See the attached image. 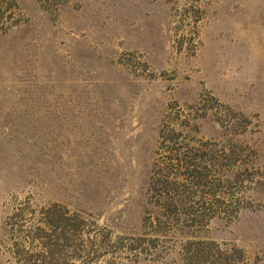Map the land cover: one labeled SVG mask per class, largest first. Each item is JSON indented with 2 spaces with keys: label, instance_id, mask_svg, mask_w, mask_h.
Segmentation results:
<instances>
[{
  "label": "rangeland",
  "instance_id": "374dc122",
  "mask_svg": "<svg viewBox=\"0 0 264 264\" xmlns=\"http://www.w3.org/2000/svg\"><path fill=\"white\" fill-rule=\"evenodd\" d=\"M0 264H264V0H0Z\"/></svg>",
  "mask_w": 264,
  "mask_h": 264
}]
</instances>
